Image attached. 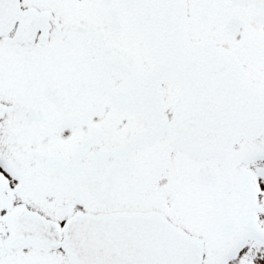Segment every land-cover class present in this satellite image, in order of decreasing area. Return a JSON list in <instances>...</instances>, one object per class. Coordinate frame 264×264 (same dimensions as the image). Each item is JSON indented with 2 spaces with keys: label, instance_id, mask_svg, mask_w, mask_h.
<instances>
[{
  "label": "snow or ice",
  "instance_id": "snow-or-ice-1",
  "mask_svg": "<svg viewBox=\"0 0 264 264\" xmlns=\"http://www.w3.org/2000/svg\"><path fill=\"white\" fill-rule=\"evenodd\" d=\"M0 264H264V0H0Z\"/></svg>",
  "mask_w": 264,
  "mask_h": 264
}]
</instances>
